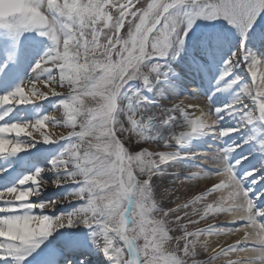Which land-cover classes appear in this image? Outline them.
<instances>
[{
    "label": "snow or ice",
    "instance_id": "snow-or-ice-1",
    "mask_svg": "<svg viewBox=\"0 0 264 264\" xmlns=\"http://www.w3.org/2000/svg\"><path fill=\"white\" fill-rule=\"evenodd\" d=\"M261 11L264 0H0V28L11 34L39 29L40 35L51 41V47L33 68L36 78L0 95V108L33 103L51 95L61 97L58 108L63 112L62 119L45 115L34 122L0 125V157L31 147L21 142L22 136L44 143L68 141L47 171L56 174L54 185L76 184L75 191L65 199L81 202L64 215H34L33 209H50L56 203L32 202L43 183L41 174L45 169L40 168L18 182L32 187L0 191V259H24L56 230L82 224L97 229L102 251L111 264H214L221 257L223 264H264V220L258 219L264 216V210L254 209L249 190L227 164V154L234 147L211 154L212 159L220 161L218 171L192 172L185 180L218 177V182H212L190 200L181 203L177 197L174 206L161 208L153 195L152 180L176 154L167 141L162 145L166 150L150 151L141 145L146 139L142 130L156 114L141 115L135 110L121 113L119 104L126 82L139 79L145 86L152 83L161 64L150 61L166 57L171 43L182 45L196 17L224 19L239 30L241 46L225 61L220 79L231 75L232 66L244 54V39ZM181 18L187 26L178 32ZM125 27L127 31L122 33ZM246 70L252 83L241 93L252 98L259 119L264 121V63L252 60ZM231 83H238V78ZM40 85L50 89V94L41 91ZM52 85L67 86L69 91L66 95L58 93ZM143 101V95L132 92L128 108ZM237 106L240 110L246 108L237 99L225 109ZM188 109H198L199 115ZM223 110L213 112L207 104L184 106L181 102L167 106L161 115L164 124L182 121L183 130L170 137L180 146L215 130L223 117L214 118V114ZM4 115L7 112L0 115V120ZM244 115L251 122L252 115ZM48 125L71 130L67 136L52 137L46 134ZM235 131L223 128L218 134L228 136ZM34 132L39 140L33 137ZM132 136L137 143L130 150L126 145ZM216 193L226 194L208 202L207 198ZM6 195L13 198L6 199ZM198 202H203L202 210L193 207L191 215L199 219H188L190 214L185 210ZM226 213L236 214L231 227L212 224L189 230V225ZM170 225H176L182 234L170 235ZM241 231L243 236L226 246L209 249L206 241L199 240L205 235ZM141 240L143 243H139ZM201 249L211 252L207 259H198Z\"/></svg>",
    "mask_w": 264,
    "mask_h": 264
},
{
    "label": "rangeland",
    "instance_id": "rangeland-1",
    "mask_svg": "<svg viewBox=\"0 0 264 264\" xmlns=\"http://www.w3.org/2000/svg\"><path fill=\"white\" fill-rule=\"evenodd\" d=\"M187 26V21L180 19L177 25V31L182 32ZM127 27L122 29V33H126ZM241 46V34L239 30L229 24L224 19H204L196 17L189 26V31L185 36L182 45H177L175 42L170 44L168 54L166 57L157 61L161 64V70L156 74L158 80L157 87L145 86L139 79H133L125 83L121 95L119 97V104L121 105V113L125 111H137L143 114H156L154 122L151 121L147 128L142 130L145 136V143L140 142L142 146L151 150H166L157 144L154 137L149 138V131H153L155 125L161 121V110L165 109L173 103L183 102L184 106L189 104L195 105L197 99L201 107L206 104L209 109L214 112L215 109H224L218 114H214V118L218 119L215 130L201 136L198 141H188L186 144L177 146L170 145V150L176 154L175 159L170 161L168 165L165 164L168 173L163 176V170L153 177L152 190L156 200L159 201L161 208L174 206V202L179 197V202L190 200L193 196L199 195L200 191L206 190V187L211 186L212 182H218V177H204L203 179L188 180L190 184H183L186 178L192 172L214 173L219 170L220 161L212 159V155L217 152H222L223 149L234 147V150L227 154V164L233 167L234 174L241 180L242 186L248 189V196L253 200L255 210H264V121H261L258 116L256 105L252 98L241 93V89L246 85H251V74L246 70V65L252 60L258 63H264V11H261L255 19V23L251 26V30L247 33L243 42V55L231 68V75L220 79L222 73L225 71V61L231 57L232 53L237 51ZM25 47H34L33 66L18 65L19 56ZM51 47V41L46 37L40 35L39 29H32L24 31L19 34H11L7 30L0 28V73L3 71L11 75L14 80L15 77L24 75L31 76L34 72L35 64L39 62L48 49ZM220 50V51H218ZM190 71L193 74V79H190ZM259 73V72H258ZM17 75V76H16ZM41 79L44 77L41 76ZM238 78V83H231L232 80ZM35 79V78H34ZM259 79V75L257 76ZM7 78L0 75V95L6 94L4 89ZM12 85V90L22 84L21 81ZM17 85V86H16ZM193 85L198 91L199 98L194 92H189L188 86ZM58 93L67 94L69 89L67 86L59 88L52 85ZM41 91H49L50 89L41 86ZM10 91V90H9ZM132 92H137L139 95L145 97V101L140 105L129 109L130 95ZM61 97L51 96L44 100L35 101L29 104L15 105L19 106L18 110L14 111V106H4L0 108V112L9 111V118L4 117L0 125L12 122H34L45 115L54 116L57 119L63 118L62 110H59L58 104ZM237 99H241L246 108L243 110L237 106L235 109H225L226 105H232ZM16 109V108H15ZM194 111V109H188ZM198 110V109H197ZM252 115L251 122L244 113ZM220 120V121H219ZM223 128H235L237 131L233 132L231 137L220 136L219 130ZM71 129L67 127L48 125L45 129L46 134L52 137L67 136ZM14 136V134H12ZM229 136V135H228ZM33 137L40 139L38 133H33ZM212 141H209L211 140ZM21 142L32 145L25 151L17 153L20 162L17 163V171L14 182L18 183L23 177L32 174L37 168L45 169L41 174L43 181L39 189L38 195L32 197L33 203L40 202H56L50 209L40 210L33 209L34 215H48L50 217L60 216L72 212L81 203L77 200H66L65 197L70 195L77 188L76 184L64 183L54 185L52 181L56 178V174L47 171L50 168V162L56 158L65 149L68 141L57 140L53 143H44L42 141L32 140L29 137L22 136ZM226 141L223 147V142ZM137 138L132 136L130 143L126 146L132 150L136 146ZM152 143V144H146ZM209 146V147H207ZM196 149H199L197 153ZM24 153V154H23ZM15 157V156H14ZM180 157V158H178ZM15 161V160H14ZM10 162L2 165V168H7ZM212 162V163H211ZM238 162V163H237ZM1 167V166H0ZM163 167V165L161 166ZM168 168V169H167ZM13 173L14 171H7ZM178 172V173H177ZM252 173L251 175H246ZM202 175V173H201ZM164 179L162 184L161 179ZM175 182L176 185H172ZM167 184V186H166ZM15 186V185H14ZM11 186L0 187V191L6 190ZM24 188L32 187L30 183L25 184ZM182 188V189H181ZM181 193L176 196L178 190ZM169 194V197L167 196ZM166 196V197H165ZM220 193L214 194L207 198L208 202L219 198ZM195 207L197 209L203 208V202H198L185 211L189 212L188 219H199V216H192L191 210ZM221 214L215 218H208L198 224L189 225V230L194 231L197 228H206L208 225L218 224L222 227H231L229 225L231 220L226 222L221 219ZM259 220H264V216H259ZM187 223V220L183 221ZM242 227L241 225H236ZM172 231L170 235L176 237L182 233L178 230L176 225H170ZM233 232L230 235H235ZM207 236V235H205ZM199 240L203 241V237ZM224 236V235H219ZM211 235V237H219ZM227 236V235H226ZM235 242V241H234ZM231 242L229 244H232ZM102 238L97 234L95 227L89 228L82 224H75L72 227H63L53 232L49 237L43 240L38 248H36L26 258L17 260L18 264H47L49 257L53 260L66 262L71 259L74 264H111V261L105 256L101 248ZM143 243V241H139ZM207 245L209 243L207 242ZM226 246L224 240L215 244L217 246ZM171 246H175V240L172 241ZM60 257H56L57 255ZM211 252H204L201 249V254L198 259H207ZM62 256H65L64 258ZM48 258V261L46 260ZM234 258V257H233ZM223 257L215 261L214 264H223ZM0 264H14L10 259L0 260ZM190 264V261H189Z\"/></svg>",
    "mask_w": 264,
    "mask_h": 264
},
{
    "label": "bare ground",
    "instance_id": "bare-ground-1",
    "mask_svg": "<svg viewBox=\"0 0 264 264\" xmlns=\"http://www.w3.org/2000/svg\"><path fill=\"white\" fill-rule=\"evenodd\" d=\"M35 50L36 49L34 47H30V48L25 47L22 50V53L20 54V56L18 58L19 59L18 65L19 66H21V65L24 66V65H27L28 64V65H30L32 67L33 66V59H34L33 58V53H35ZM218 51H220V50H218ZM31 70L33 71V68H31ZM190 74H191L190 75V79H193V77H192L193 74H192L191 71H190ZM0 75H1V77H4L5 79L7 78V81H6L5 86H4V89L6 90V92L7 91L8 92L13 91L12 90V85L14 83L16 84L17 83L16 82L17 80L18 81H21L22 84H24V83H27L28 81L36 78L35 73L33 75H31V76L24 75L25 77H21V76L15 77V80H14V78L11 75L8 76V73H5L4 71L2 73H0ZM258 75H259V73H258ZM191 81H194V79L191 80ZM157 85H158V80H155V81H152V83L149 86L150 87H157ZM41 86L42 85L39 86L40 89H41ZM188 87H189L188 91L189 92H194L197 95V98H199V96H198L199 94L195 92V91H198V90L193 85H191V86L189 85ZM196 102H197L196 104H198L200 102V100L197 99ZM19 108H20L19 106H14V111L15 110H18ZM12 110H13L12 108L9 109V110H6L7 111V115H4V117H7L8 116L7 118H9V114H10L9 111H12ZM163 111H164V109L161 110V113H159V115L161 116V121L158 122L157 126L155 125V127L153 128V131H149L148 130V133H149L148 135H149V138L154 137L155 138V141H157L156 143L159 144L160 146H162L165 143V141H167L168 142V147H169L170 145H176L175 142L170 139V137L172 135H174L176 132H179V131L183 130V129H181V127H182V121L179 120V119H177V120L172 121V122H170L168 124H164L163 123L164 116L161 115L163 113ZM194 111H195V114L196 115H199V110L194 109ZM4 113H5V111L0 112V115H3ZM0 122H1V120H0ZM207 136H210V135H208V133H207ZM231 136L232 135H229L227 137L229 138ZM200 138H201V136H197V137H193V138L189 139L188 141L195 142V141H198ZM209 141H212V139L209 140ZM225 144H226V141L223 142V147L225 146ZM207 147H209V146H207ZM171 151H173V150H171ZM197 153H203V152H199V149H196V154ZM178 158H180V157H178ZM10 160L12 161V162H10V165L7 168H2V165L3 164H6ZM19 162H20V158H18L17 155L7 156V157H0V166H1L0 167V187H5V186L19 187L20 186L19 183H15L14 182V177H15V175L17 173V171H15L17 169V165L16 164L19 163ZM166 165H168V163ZM164 167H165V165H163V167H161V170H163V172L161 174L163 176H167L168 173L164 172L166 170V168H164ZM9 170L14 171V172L13 173L7 172ZM161 182L163 184V182H164L163 177L161 179ZM183 184L184 185L185 184H190V182L189 181H185V182H183ZM172 185H176L177 186V184H175V182H173ZM166 186H167V184H166ZM181 189L178 190L175 193L176 196H178L181 193V191H182ZM169 194H172V193H167V196L168 197H169ZM221 194H226V193H220V195ZM5 198L6 199H12L13 197L6 195ZM235 215L236 214H231V215H226V216L225 215H222L221 216V219L223 221H226V222H228L230 220L232 221L235 218ZM242 236H243V232L241 231V234L236 233L235 235H230V236L224 235V236H219V237H215V238L214 237H211V236H205L202 239H203V241L205 240L206 242L209 243V245H207V246L209 247V249H211V248L215 247V244L219 243V241H221V240H224L225 244H229L231 242L236 241V239L241 238ZM60 255L61 254L57 255V257H60ZM238 255H242V254H238ZM6 258H8V257H6ZM234 258H235V256H234ZM9 259L13 260V263L14 264H18L17 263L18 261H17L16 258L9 257ZM62 263H64V264H74V262H72L71 259H67L66 262H61L60 263V262H57V261H53L52 258L49 257L48 264H62Z\"/></svg>",
    "mask_w": 264,
    "mask_h": 264
}]
</instances>
